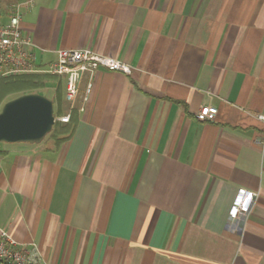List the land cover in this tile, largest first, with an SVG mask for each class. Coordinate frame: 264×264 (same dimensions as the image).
Masks as SVG:
<instances>
[{
    "label": "crops",
    "instance_id": "obj_1",
    "mask_svg": "<svg viewBox=\"0 0 264 264\" xmlns=\"http://www.w3.org/2000/svg\"><path fill=\"white\" fill-rule=\"evenodd\" d=\"M22 27L41 63L91 48L132 72L98 69L87 102L84 75L62 144L0 147V228L42 264H264V0H32Z\"/></svg>",
    "mask_w": 264,
    "mask_h": 264
},
{
    "label": "built area",
    "instance_id": "obj_2",
    "mask_svg": "<svg viewBox=\"0 0 264 264\" xmlns=\"http://www.w3.org/2000/svg\"><path fill=\"white\" fill-rule=\"evenodd\" d=\"M31 5L32 0L14 5L9 20L0 23V79L29 73L64 78L65 99L70 106L67 112L56 116V120L65 123L69 121L73 103L80 95L84 75H89V82L82 94L83 101L87 102L92 92V78L98 69L130 74L132 67L125 61L91 48L59 49L55 60L41 63L32 37L22 27L23 8ZM216 113V108L204 105L196 117L200 121H211L215 119ZM259 118L264 121V115H259ZM257 143L264 144V134L257 139ZM256 197L255 192L240 189L230 212L232 218L244 219ZM40 259L36 243L22 244L7 230L0 228V264H42Z\"/></svg>",
    "mask_w": 264,
    "mask_h": 264
},
{
    "label": "water",
    "instance_id": "obj_3",
    "mask_svg": "<svg viewBox=\"0 0 264 264\" xmlns=\"http://www.w3.org/2000/svg\"><path fill=\"white\" fill-rule=\"evenodd\" d=\"M56 122L54 102L41 93H26L0 110V142L41 143Z\"/></svg>",
    "mask_w": 264,
    "mask_h": 264
},
{
    "label": "trees",
    "instance_id": "obj_4",
    "mask_svg": "<svg viewBox=\"0 0 264 264\" xmlns=\"http://www.w3.org/2000/svg\"><path fill=\"white\" fill-rule=\"evenodd\" d=\"M57 78L58 77L56 76L43 74V73H29V74L11 76L7 78H1L0 104L11 95L14 96L8 99L7 101L26 93H40V91H43L46 88L48 82L56 80ZM61 87L62 84L59 81L55 91L56 99H54V101H56L57 104L56 106L57 116L65 112L62 108L63 98H62ZM76 124H77V115L75 110L73 109L71 111L69 121L64 123L59 120H56L52 131L49 132L46 135V137L47 138L51 137L56 145H60L65 140L71 137V135L74 133Z\"/></svg>",
    "mask_w": 264,
    "mask_h": 264
},
{
    "label": "rangeland",
    "instance_id": "obj_5",
    "mask_svg": "<svg viewBox=\"0 0 264 264\" xmlns=\"http://www.w3.org/2000/svg\"><path fill=\"white\" fill-rule=\"evenodd\" d=\"M54 86H55V84L53 82H48L47 87H49L51 90L50 91H47L46 88H45L43 91H40V93L48 96L49 98L50 97H53V95H54V90H53ZM13 96L14 95H11L10 97H8L7 99H5L0 104V110L2 109L4 103L7 102V100L10 99V98H12ZM53 102H54V114H55V116H57L56 115V110H57V107L56 106H57V104H56V101H53ZM52 140L53 139L51 137H48V138L46 137V138H44L43 141H52ZM18 144H31V143H29V142H0V147H5L6 145H12L13 146V145H18ZM32 144H34V143H32Z\"/></svg>",
    "mask_w": 264,
    "mask_h": 264
}]
</instances>
